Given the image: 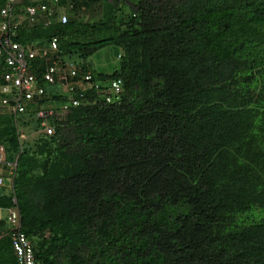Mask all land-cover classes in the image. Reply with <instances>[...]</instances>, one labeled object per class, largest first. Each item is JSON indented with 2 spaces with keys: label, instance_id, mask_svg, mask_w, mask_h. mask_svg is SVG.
I'll return each mask as SVG.
<instances>
[{
  "label": "trees",
  "instance_id": "16d2710c",
  "mask_svg": "<svg viewBox=\"0 0 264 264\" xmlns=\"http://www.w3.org/2000/svg\"><path fill=\"white\" fill-rule=\"evenodd\" d=\"M61 4H73L69 22L18 40L57 37L63 60L115 46L119 61L94 71L100 88L54 135L22 138L65 94L0 112V148L16 164L0 172L12 178L0 208L19 209L37 264H264V0ZM97 4V21L79 15ZM6 70L0 56V95ZM15 230L0 220V264H20Z\"/></svg>",
  "mask_w": 264,
  "mask_h": 264
},
{
  "label": "built area",
  "instance_id": "2783aa9c",
  "mask_svg": "<svg viewBox=\"0 0 264 264\" xmlns=\"http://www.w3.org/2000/svg\"><path fill=\"white\" fill-rule=\"evenodd\" d=\"M58 3L59 0H0V56L7 65L2 75L4 83L1 86L0 112L16 114L18 117L28 114L32 105L39 104L50 94L49 86H59L70 95V102L60 109L42 107L36 114L42 120L40 132L49 135L57 132V125L52 121L64 120L73 106L83 104L89 83L93 80L91 73L86 75V80H80L79 64L62 59L58 38H53L43 46L18 40L24 27L39 24L50 26L61 19ZM62 18L65 22L69 20L68 15ZM38 70L42 71V76H39ZM96 86L100 88L99 84ZM122 90L123 81H113L109 100L112 99L111 94ZM25 137L23 133L22 138ZM0 149L2 159L5 148ZM6 181V177L0 175V186L5 185ZM10 213L12 226L16 229L14 245L20 264H37L35 249L27 234L20 229L22 222L19 209H11Z\"/></svg>",
  "mask_w": 264,
  "mask_h": 264
},
{
  "label": "rangeland",
  "instance_id": "374dc122",
  "mask_svg": "<svg viewBox=\"0 0 264 264\" xmlns=\"http://www.w3.org/2000/svg\"><path fill=\"white\" fill-rule=\"evenodd\" d=\"M61 12L62 13H67L69 12V10L65 7V8H62L61 9ZM79 15H81L82 17H84L86 19V21H97L98 19H100L102 16H103V4H97V5H94L93 7L91 8H88V9H85L84 12L80 13ZM117 47L115 46H109L101 51H99L98 53L94 54L89 60L91 61L92 65H93V68L94 70L97 72V73H101V72H106V73H113L115 68L117 67L118 65V61H119V58L117 56ZM50 89V93H52L53 91H59L58 93L59 94H64L63 90L60 89L59 87H52L50 86L49 87ZM52 106H50V104H46L44 105L43 107L45 109H49V108H55V109H60V108H63L64 106V103L58 105V106H55L53 107L54 105L51 104ZM54 122V121H52ZM25 131H28L30 133L29 130H25ZM25 135H27L24 139H27L28 141H33L34 138H33V135L34 133H32V136L28 135L27 132H25ZM1 149H0V153H1ZM5 153L4 155V158L1 159V154H0V159L4 162H0V172L1 173H8L9 170H11L12 168V165H8V154L6 153V150H3ZM6 179L8 180V183H10V180L12 179L10 177V173L8 175V177H6ZM5 215L7 217H9L10 221H11V213L10 211L7 212V211H4V210H1L0 208V215Z\"/></svg>",
  "mask_w": 264,
  "mask_h": 264
},
{
  "label": "clouds",
  "instance_id": "9594fccd",
  "mask_svg": "<svg viewBox=\"0 0 264 264\" xmlns=\"http://www.w3.org/2000/svg\"><path fill=\"white\" fill-rule=\"evenodd\" d=\"M73 7V4H69V8L71 9ZM57 8H58V14L61 16V19H59L58 21H63L64 23H67V22H69V20L67 21V22H65L64 20H63V16L64 15H68L69 16V19H70V13L69 12H67V13H62L61 12V9L63 8V6H62V4H61V0H59V3H58V5H57ZM70 9H69V11H70ZM57 21V22H58ZM57 38V37H56ZM60 45V44H59ZM69 61H72V62H75V63H77V64H79V71H80V80H86V75L87 74H89V73H91L92 75H93V80L89 83V85H90V87H89V89L86 91V96H87V94H88V92L91 90V89H93L94 87H97L96 85L97 84H100V83H98L96 80H95V70H92V69H89L88 67L90 66V64H92L91 63V61L90 60H86V59H76V60H69ZM94 69V68H93ZM119 80H121V79H119ZM114 81H116V80H114ZM112 84V83H111ZM93 85H95L94 87H92ZM50 87V86H49ZM48 87V88H49ZM53 87V86H52ZM54 87H59V86H54ZM111 87V86H110ZM60 88V87H59ZM60 89H62V88H60ZM63 90V89H62ZM55 92H59V91H55ZM64 92V91H63ZM123 92V90L120 92V93H113V94H111V100H109V94H108V97H107V101L109 102V103H113L114 102V97L115 96H117V95H119V94H121ZM49 93H50V89H49ZM52 93H54V91L52 92ZM52 93H50V95L52 94ZM64 94L65 95H67L68 97H69V100H70V95H68L67 93H65L64 92ZM84 99H86V97L84 98ZM83 103H84V101H83ZM75 107V106H74ZM68 116V115H67ZM66 119V118H65ZM40 129L41 128H39V130H38V132H34V136H36V134H39L40 133ZM25 136H27V135H25ZM33 136V137H34ZM28 137V136H27ZM0 161L1 162H4V161H2L1 159H0Z\"/></svg>",
  "mask_w": 264,
  "mask_h": 264
},
{
  "label": "crops",
  "instance_id": "0c3cea01",
  "mask_svg": "<svg viewBox=\"0 0 264 264\" xmlns=\"http://www.w3.org/2000/svg\"><path fill=\"white\" fill-rule=\"evenodd\" d=\"M1 162V161H0ZM2 210V209H1ZM5 217V215L3 214L2 216L0 215V220L2 219V218H4Z\"/></svg>",
  "mask_w": 264,
  "mask_h": 264
}]
</instances>
